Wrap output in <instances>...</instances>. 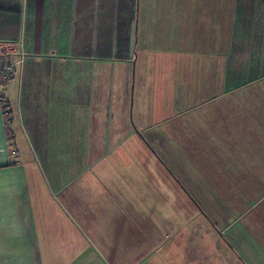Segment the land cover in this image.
<instances>
[{
  "label": "crops",
  "instance_id": "obj_1",
  "mask_svg": "<svg viewBox=\"0 0 264 264\" xmlns=\"http://www.w3.org/2000/svg\"><path fill=\"white\" fill-rule=\"evenodd\" d=\"M0 60V264H264L202 193L264 164V0H0Z\"/></svg>",
  "mask_w": 264,
  "mask_h": 264
},
{
  "label": "rangeland",
  "instance_id": "obj_2",
  "mask_svg": "<svg viewBox=\"0 0 264 264\" xmlns=\"http://www.w3.org/2000/svg\"><path fill=\"white\" fill-rule=\"evenodd\" d=\"M165 126H166V124H165ZM165 129H166L165 127H164V130L162 129V133L164 132L163 134L167 135ZM166 144H167V141H166ZM156 146L157 145H154V147H156ZM163 146L166 147L167 145L163 144ZM145 147H146V145H145ZM256 148L258 150L262 149V155L261 156H264V146L256 145ZM164 155L166 156L167 154H163V156ZM160 156H162V155H160ZM159 160H161V159H159ZM165 162H167L166 158H165ZM244 162H246V161H244ZM252 162H253V165L251 167L245 169L247 171L248 175L242 177V180L240 181L239 185L231 186V187H234L235 191H233V192L232 191L231 192H227V191L222 192L220 190V188L222 186L219 184H218L219 186H217V183H218V181H220V179L216 175V177H214V178H216V180H214V182H213V183H215V185L209 184V187L206 190V192L205 191L202 192L204 194V201H205V204L203 205V207L205 208V212H207L208 216L211 218L209 220H211L212 223L219 222V219H221V218L225 219L228 222H232V221H234L233 219L237 218V216H236L237 214H240L241 212H244V213L246 212V208H247L248 204H252L255 201H262V203H264V189H260V188H264V184L259 182L260 181L259 179H264V164L262 162H260V163L255 162V161H252ZM145 166H146V162H145ZM241 173H242V171H241ZM202 177L206 178L209 182L212 181L211 177H209V176L206 177L203 175ZM226 177L227 176L224 175L223 178H226ZM247 181L249 182V184L252 183L251 187L249 185L247 186V184H246ZM221 182L224 183V180ZM225 184H227V185L224 186V188H228L229 190L232 189L230 187V185H231L230 181H228ZM159 186L162 190L163 189L162 185L160 184ZM194 194L197 196V201L200 203V199L198 197L201 196L202 194H199V192L198 193H192L193 196H194ZM192 195L189 198H191L192 205H194V201L192 200ZM163 197L164 198H170L166 193L163 195ZM186 201L189 202V199L187 198ZM262 203L259 205H262ZM258 207H256L251 212L249 211L244 216L243 220L245 222H247L249 218L254 217V213L256 212V209H260ZM195 209H196L195 210L196 212L200 211L198 206ZM249 210H251V209H249ZM176 211H177L176 217H178V216L181 217L180 211L177 208H176ZM186 217H188V216L186 215ZM211 222L208 221V223L205 227L208 229L207 231L209 233H213V231H215L214 226ZM218 226H219V224H218ZM200 227H201V225H200ZM205 231L206 230L204 229L202 232L205 233Z\"/></svg>",
  "mask_w": 264,
  "mask_h": 264
},
{
  "label": "built area",
  "instance_id": "obj_3",
  "mask_svg": "<svg viewBox=\"0 0 264 264\" xmlns=\"http://www.w3.org/2000/svg\"><path fill=\"white\" fill-rule=\"evenodd\" d=\"M15 71V64L10 61L0 60V79L6 81L11 78ZM6 103V95L4 91H0V104Z\"/></svg>",
  "mask_w": 264,
  "mask_h": 264
}]
</instances>
